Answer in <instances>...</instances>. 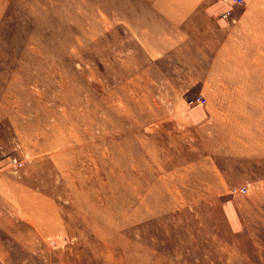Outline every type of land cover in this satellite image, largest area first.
Listing matches in <instances>:
<instances>
[{"label":"rangeland","instance_id":"374dc122","mask_svg":"<svg viewBox=\"0 0 264 264\" xmlns=\"http://www.w3.org/2000/svg\"><path fill=\"white\" fill-rule=\"evenodd\" d=\"M189 1L0 0V264H264V0Z\"/></svg>","mask_w":264,"mask_h":264},{"label":"bare ground","instance_id":"6f19581e","mask_svg":"<svg viewBox=\"0 0 264 264\" xmlns=\"http://www.w3.org/2000/svg\"><path fill=\"white\" fill-rule=\"evenodd\" d=\"M135 1V0H134ZM166 3H169L171 0H163ZM192 1V0H191ZM189 1V2H191ZM193 3V2H192ZM170 8V7H169ZM168 8V9H169ZM182 8V7H181ZM129 10V9H128ZM89 22V21H88ZM189 179L191 181L196 182H202L204 180H212L213 176L209 175L207 172L204 171V173H199L198 171L196 173H194V175H189Z\"/></svg>","mask_w":264,"mask_h":264},{"label":"built area","instance_id":"2783aa9c","mask_svg":"<svg viewBox=\"0 0 264 264\" xmlns=\"http://www.w3.org/2000/svg\"><path fill=\"white\" fill-rule=\"evenodd\" d=\"M237 2H239V0L235 1V4H237ZM233 191L235 192L236 190H233ZM239 192H246V189L244 187H242V188L239 189Z\"/></svg>","mask_w":264,"mask_h":264}]
</instances>
